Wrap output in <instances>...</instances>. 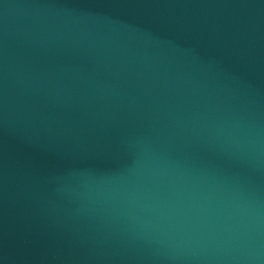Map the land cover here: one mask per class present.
Instances as JSON below:
<instances>
[{
	"label": "water",
	"instance_id": "obj_1",
	"mask_svg": "<svg viewBox=\"0 0 264 264\" xmlns=\"http://www.w3.org/2000/svg\"><path fill=\"white\" fill-rule=\"evenodd\" d=\"M0 264H264V0H0Z\"/></svg>",
	"mask_w": 264,
	"mask_h": 264
}]
</instances>
